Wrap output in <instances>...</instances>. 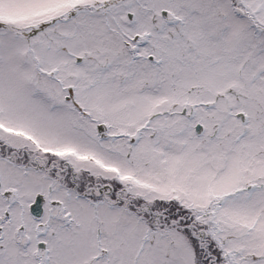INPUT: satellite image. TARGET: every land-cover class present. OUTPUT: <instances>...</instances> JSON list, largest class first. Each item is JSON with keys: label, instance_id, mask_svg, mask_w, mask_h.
Returning a JSON list of instances; mask_svg holds the SVG:
<instances>
[{"label": "snow or ice", "instance_id": "obj_1", "mask_svg": "<svg viewBox=\"0 0 264 264\" xmlns=\"http://www.w3.org/2000/svg\"><path fill=\"white\" fill-rule=\"evenodd\" d=\"M0 264H264V0H0Z\"/></svg>", "mask_w": 264, "mask_h": 264}]
</instances>
